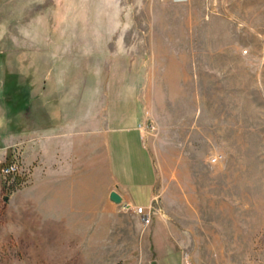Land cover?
I'll return each instance as SVG.
<instances>
[{
  "label": "rangeland",
  "instance_id": "obj_1",
  "mask_svg": "<svg viewBox=\"0 0 264 264\" xmlns=\"http://www.w3.org/2000/svg\"><path fill=\"white\" fill-rule=\"evenodd\" d=\"M63 48L93 83L140 87L148 226L118 208L110 236L58 245L6 221L30 172L4 189L2 166L21 160L5 139L4 78L24 82ZM0 264H264V0H0Z\"/></svg>",
  "mask_w": 264,
  "mask_h": 264
},
{
  "label": "crops",
  "instance_id": "obj_2",
  "mask_svg": "<svg viewBox=\"0 0 264 264\" xmlns=\"http://www.w3.org/2000/svg\"><path fill=\"white\" fill-rule=\"evenodd\" d=\"M41 56L35 76L19 82L6 74L2 87L5 139L20 147L30 172L28 184L5 199L6 221L10 214L21 234L51 236L58 245L101 241L122 226L113 224L123 218L121 203L149 207L155 199L140 87H107L102 75L93 83L90 67L69 48Z\"/></svg>",
  "mask_w": 264,
  "mask_h": 264
},
{
  "label": "built area",
  "instance_id": "obj_3",
  "mask_svg": "<svg viewBox=\"0 0 264 264\" xmlns=\"http://www.w3.org/2000/svg\"><path fill=\"white\" fill-rule=\"evenodd\" d=\"M1 172L4 177L21 176L25 169L21 163V160L17 157H12L7 163H5ZM120 210L123 212H134L142 217V223L144 226H148L152 221L151 206L143 207L132 204H120Z\"/></svg>",
  "mask_w": 264,
  "mask_h": 264
},
{
  "label": "trees",
  "instance_id": "obj_4",
  "mask_svg": "<svg viewBox=\"0 0 264 264\" xmlns=\"http://www.w3.org/2000/svg\"><path fill=\"white\" fill-rule=\"evenodd\" d=\"M7 179L10 181L12 180L10 183H9V186L7 185V187L5 186L4 189L8 192H12L13 190H15L16 188H18L22 181L21 179L19 178V176H13V177H7Z\"/></svg>",
  "mask_w": 264,
  "mask_h": 264
},
{
  "label": "water",
  "instance_id": "obj_5",
  "mask_svg": "<svg viewBox=\"0 0 264 264\" xmlns=\"http://www.w3.org/2000/svg\"><path fill=\"white\" fill-rule=\"evenodd\" d=\"M111 199H112L113 201L117 202V203H120V202H121V198H120V196H119L118 194H116V193H112V194H111Z\"/></svg>",
  "mask_w": 264,
  "mask_h": 264
},
{
  "label": "bare ground",
  "instance_id": "obj_6",
  "mask_svg": "<svg viewBox=\"0 0 264 264\" xmlns=\"http://www.w3.org/2000/svg\"><path fill=\"white\" fill-rule=\"evenodd\" d=\"M175 1H185V0H175Z\"/></svg>",
  "mask_w": 264,
  "mask_h": 264
}]
</instances>
